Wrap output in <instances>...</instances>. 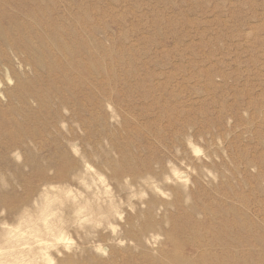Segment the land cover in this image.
I'll use <instances>...</instances> for the list:
<instances>
[{
  "label": "rangeland",
  "instance_id": "obj_1",
  "mask_svg": "<svg viewBox=\"0 0 264 264\" xmlns=\"http://www.w3.org/2000/svg\"><path fill=\"white\" fill-rule=\"evenodd\" d=\"M3 260L264 264V0H0Z\"/></svg>",
  "mask_w": 264,
  "mask_h": 264
},
{
  "label": "bare ground",
  "instance_id": "obj_2",
  "mask_svg": "<svg viewBox=\"0 0 264 264\" xmlns=\"http://www.w3.org/2000/svg\"><path fill=\"white\" fill-rule=\"evenodd\" d=\"M84 204H85V203H84ZM45 206H46V205H45ZM47 208H48V206H47ZM23 209H24V208H23ZM32 209H33V208H32ZM78 209H79V208H78ZM30 210H31V209H30ZM46 210H47V209H46ZM23 211H24V210H23ZM26 211H27V210H26ZM41 211H42V210H41ZM93 211H94V210H93ZM27 212H29V211H27ZM27 212H26V213H27ZM73 212H74V211H73ZM80 212H81V211H80ZM26 213L24 212V214H26ZM35 213H36V212H35ZM78 213H79V212H78ZM90 213H91V212H90ZM14 214H15V213H14ZM40 214H41V213H40ZM105 214H106V213H105ZM20 215H21V214H20ZM26 215H29V214H26ZM41 215H43V214H41ZM23 216H25V215H22V217H23ZM22 217H21V218H22ZM39 217H40V215H39ZM21 218H20V219H21ZM23 218H24V217H23ZM25 218H26V216H25ZM27 219H28V217H27ZM39 219H40V218H39ZM29 221H30V220H29ZM31 221H33V219H32ZM39 221H40V220H39ZM43 221H44V220H43ZM6 222H7V221H6ZM2 223H3V221H2ZM7 223H8V222H7ZM17 223H18V221H17ZM9 224H10V223H9ZM14 227H15V226H14ZM7 229H8V228H7ZM33 231H34V230H33ZM20 234H21V233H20ZM20 234H18V235H20ZM35 234H36V233H35ZM35 234H34V235H35ZM21 235H22V234H21ZM21 235H20V236H21ZM60 236H61V235H60ZM16 237H17V236H16ZM34 237H35V236H34ZM56 237H57L58 240H61V238H62V237H59V236H57V235H56ZM18 238H19V237H18ZM15 239H17V238H15ZM62 239H63V238H62ZM43 241H44V240H43ZM18 242H19V241H18ZM44 243H46V242H44ZM14 244H15V243H14ZM41 244H42V243H41ZM41 244H40V245H41ZM28 245H29V244H28ZM43 245L45 246V244H43ZM32 246H33V245H32ZM41 246H42V245H41ZM46 246H47V245H46ZM4 248H5V246H4ZM8 248H9V247H8ZM37 248H38V247H37ZM46 248H48V247H46ZM46 248H44V250H45ZM12 249H13V248H12ZM19 249H20V248H19ZM40 249H41V248H40ZM7 250H8V249H7ZM22 250H23V249H22ZM31 250H32V249H31ZM176 250H177V249H176ZM15 251H16V249H15ZM23 251H24V250H23ZM25 251H26V250H25ZM35 251H36V250H34V253H35ZM39 252H40V251H39ZM6 253H7V252H6ZM36 253H37V251H36ZM3 254H4V253H3ZM10 254H11V253H10ZM41 254H42V253H41ZM43 254L45 255V253H43ZM35 255H36V254H35ZM37 255H39V254H37ZM25 256H26V255H25ZM27 256H28V255H27ZM40 256H41V255H40ZM40 256H39V257H40ZM19 257L22 258V260H24V256H19ZM37 257H38V256H37ZM48 257H49V256H48ZM5 258H6V257H5ZM14 258H15V257H14ZM32 259H33V258H32ZM16 260H17V259H16ZM22 260H20V261H22ZM25 260H27V259H25ZM25 260H24V261H25ZM7 261H8V260H7ZM7 261H5V262H4V260H3V262L0 261V264H2V263H3V264H8ZM27 261L29 262V260H27ZM1 262H2V263H1ZM25 262H26V261H25ZM20 264H21V263H20ZM22 264H23V263H22ZM24 264H26V263H24Z\"/></svg>",
  "mask_w": 264,
  "mask_h": 264
}]
</instances>
